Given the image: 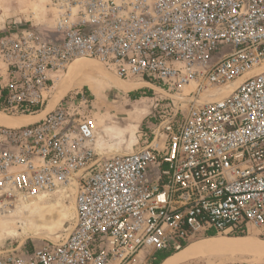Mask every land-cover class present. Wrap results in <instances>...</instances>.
I'll return each instance as SVG.
<instances>
[{"label":"built area","instance_id":"obj_1","mask_svg":"<svg viewBox=\"0 0 264 264\" xmlns=\"http://www.w3.org/2000/svg\"><path fill=\"white\" fill-rule=\"evenodd\" d=\"M41 11L40 26L0 34L3 111L42 110L78 58L169 102L145 145L112 155L72 103L0 125V214L53 197L74 206L64 237L4 250L0 264H131L209 233L264 239V0H47Z\"/></svg>","mask_w":264,"mask_h":264},{"label":"rangeland","instance_id":"obj_2","mask_svg":"<svg viewBox=\"0 0 264 264\" xmlns=\"http://www.w3.org/2000/svg\"><path fill=\"white\" fill-rule=\"evenodd\" d=\"M46 1L0 0V34L14 21H16V24L23 25L25 20H28L27 25L30 22L34 25L39 24L40 26L42 19L47 14L45 11H41ZM34 11L36 13L33 14ZM86 60L76 59L72 64L77 62L85 63ZM90 61L98 65L105 73L102 71L101 75L85 74L80 77L75 74L73 84L65 87L61 99L54 105L48 107L51 103L49 100L43 109H47L48 107L47 110H50L60 103H72L74 106H78L75 110L95 120L99 139H101L99 141V147L103 153L112 155L115 153L130 152L145 145L150 140L151 131L158 122L160 114L163 113L162 110H165V105L169 102L167 95L162 90L156 88L140 87L141 83H137V86L132 90H118L111 82L122 79L107 72L97 60L91 59ZM2 71L3 67L1 66L0 74ZM67 72L68 70L62 74L55 82V85L66 77ZM86 78L94 84L92 90L81 81ZM54 87L52 88V94ZM81 95L83 98H81ZM39 111L13 114L3 111L0 108V112L13 116L22 114L35 115ZM115 143L116 145H114ZM47 201L59 205L61 208L59 210V216L54 219L55 224L50 228H43L37 233L32 234L30 232H23L21 228H17L18 224L14 225V223L9 224L0 221V226H3L5 229H12L16 233L15 235L5 234L0 236V252L14 248L22 252L30 251L46 241L56 242L67 234L74 218L72 199L53 197ZM216 236L222 237L226 235ZM243 236H249L254 242L249 245L247 241H240L235 243L236 248L230 252L211 257L197 258L184 264H264V253H260L262 252L261 250H264V239L254 234H244ZM199 239H202V237L196 238L191 242ZM149 256V254L143 253L138 257L137 261L140 262L142 258ZM146 264H148L147 261Z\"/></svg>","mask_w":264,"mask_h":264},{"label":"bare ground","instance_id":"obj_3","mask_svg":"<svg viewBox=\"0 0 264 264\" xmlns=\"http://www.w3.org/2000/svg\"><path fill=\"white\" fill-rule=\"evenodd\" d=\"M78 59L85 60L84 58H78ZM73 62L74 61H72L67 67V70H68L67 75H66L67 78L65 77L64 79L60 80V82L56 83V85L54 84L55 85V87L53 86L54 92L53 94L51 92L52 95H50L49 97V100L52 98L50 101L51 102L50 106H52V104L59 99L60 94L63 92L64 88L67 85L73 84L72 82H73V77L75 76V74L76 76H79V77L85 74L87 75H96V74L101 75L102 74L103 70L98 65L94 64L93 62L91 61L89 62V59H87L85 63L77 62V63L72 64ZM101 66L107 72L112 74V72L106 66H104L103 64H101ZM103 73L105 72L103 71ZM81 81H83L91 90L94 88V84L89 79L86 78ZM111 83L118 90L128 91L136 87L137 86L136 84L138 82L116 80ZM52 109L44 112L39 117H37L36 119L28 123H32L34 121H37L45 117L46 114L50 112ZM44 110L45 108L39 111V113L43 112ZM21 118H22L21 116L16 117L13 115H8V114L0 112V125L1 126L17 125V126H12V127H19V126L24 125V124L18 125L20 124L22 120ZM24 118H28V117H24ZM24 120H27V119H24ZM28 123H25V124H28ZM100 140L101 139H99V141ZM114 145H116V143ZM59 210H61L59 205H56L47 200L43 202L22 203L21 205H17L16 208L5 210L6 212H3L2 214H0V221H2L3 223H9V224L14 223V225L18 224L17 228H21L23 232H30L32 234H35L40 229L52 227L55 224L54 219H56V217H58L60 214ZM5 234L15 235L16 233L12 229H9V228L5 229L3 226H0V236H3ZM226 236H222V237H218V236L212 237L211 236L205 239H199L195 242H191L188 245H186L184 248H182L179 252L175 253L174 255L169 257L167 260H165L163 264H178V263L187 262L192 259L211 257V256L227 253V252L234 250L236 248L235 243L237 242L247 241L248 242L247 244L249 245L250 243L254 242V240H252L249 236H240V237L236 235H231V236L228 235L229 237H226ZM261 251H262L260 252L261 254L264 253V250H261Z\"/></svg>","mask_w":264,"mask_h":264},{"label":"crops","instance_id":"obj_4","mask_svg":"<svg viewBox=\"0 0 264 264\" xmlns=\"http://www.w3.org/2000/svg\"><path fill=\"white\" fill-rule=\"evenodd\" d=\"M1 67V66H0ZM2 81L1 82H5L6 81V78H5V76H3V78L1 79ZM64 90H65V88H64ZM64 90H63V92H64ZM63 92L60 94V97H59V99L57 100V101H55L52 105H54L55 103H57L60 99H61V97L63 96ZM52 97V96H51ZM52 99V98H51ZM51 99H50V101H51ZM50 105L51 104H49V106L48 107H50ZM48 107H47V109H48ZM47 109H45L43 112H41V113H38V114H22V115H17L16 117H19V116H21L22 118V120H21V122H20V124H18V125H22V124H25V123H28V122H30V121H33L34 119H36L37 117H39L41 114H43L44 112H46V111H48ZM24 117H28V118H24ZM24 119H27V120H24ZM24 121V122H23ZM5 126H17V125H5ZM216 237V234H214V235H206V236H204V237H202V239H205V238H208V237ZM226 237H229V236H226ZM236 237V236H235ZM240 237V236H239ZM197 241V240H196ZM195 242V241H194ZM188 245V244H187ZM182 248H184V247H182ZM181 248V249H182ZM15 249V248H14ZM180 249V250H181ZM180 250H176V251H174L173 253H171L170 255H168V256H166L165 258H163L158 264H163V262L165 261V260H167L169 257H171L172 255H174L175 253H177V252H179ZM155 252H153V253H151L150 254V256L149 257H144V258H142L141 259V261L140 262H138L137 260H138V257H140L141 255L139 254V255H137L136 257H135V259H134V261L131 263V264H146V261H147V263L148 264H151V260H152V258H153V254H154ZM199 259V258H198ZM192 260H194V259H192ZM190 261V260H189ZM188 262V261H187ZM184 263H186V262H184ZM184 263H178V264H184Z\"/></svg>","mask_w":264,"mask_h":264},{"label":"trees","instance_id":"obj_5","mask_svg":"<svg viewBox=\"0 0 264 264\" xmlns=\"http://www.w3.org/2000/svg\"><path fill=\"white\" fill-rule=\"evenodd\" d=\"M5 94V91L2 92V96L0 97V105L1 102L3 100V95ZM32 111L38 112V108L37 107H33ZM27 113V112H26ZM210 235H214V233H209ZM236 236H243V233H237V234H233ZM186 245H184L183 247H185ZM174 250H164V251H155V253L153 254V258L151 260V264H158L163 258H165L166 256L170 255L171 253H173Z\"/></svg>","mask_w":264,"mask_h":264}]
</instances>
